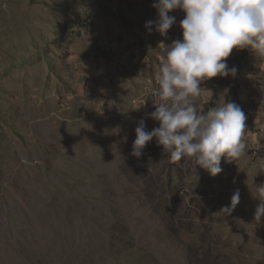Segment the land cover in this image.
Listing matches in <instances>:
<instances>
[{"label": "rangeland", "instance_id": "obj_1", "mask_svg": "<svg viewBox=\"0 0 264 264\" xmlns=\"http://www.w3.org/2000/svg\"><path fill=\"white\" fill-rule=\"evenodd\" d=\"M154 3L0 0V264H264V57L233 49L236 75L193 100L206 114L207 82L228 79L215 107L246 115L244 155L222 157L221 173L172 162L155 138L134 157L139 121L159 126L167 45L182 40L179 9L166 36L145 26Z\"/></svg>", "mask_w": 264, "mask_h": 264}, {"label": "clouds", "instance_id": "obj_2", "mask_svg": "<svg viewBox=\"0 0 264 264\" xmlns=\"http://www.w3.org/2000/svg\"><path fill=\"white\" fill-rule=\"evenodd\" d=\"M153 7L158 18L145 26L150 30L154 26L161 36L176 23L169 13L177 9L185 13L179 25L182 40L167 45L156 76L160 103L154 104L149 116L159 126L147 131L144 120L139 121L131 155L139 158L155 138L172 162L195 157L196 167L214 177L222 172V157L231 163L244 155L246 115L235 102L200 114L193 100L200 96L204 81L236 75L237 69L227 64L233 49H251L264 57V0H156ZM256 193L259 203L253 219L261 222L264 184L257 186ZM239 202L236 190L230 205L220 211L230 215Z\"/></svg>", "mask_w": 264, "mask_h": 264}, {"label": "trees", "instance_id": "obj_3", "mask_svg": "<svg viewBox=\"0 0 264 264\" xmlns=\"http://www.w3.org/2000/svg\"><path fill=\"white\" fill-rule=\"evenodd\" d=\"M125 12H120L119 16L120 19L123 21L124 25L129 26L130 21L128 20V18L125 17ZM93 35L94 32L92 31ZM94 39H95V35H94ZM230 81L228 79H221V80H212L207 82L208 85V89L213 91V99L212 102L207 106L208 110L215 107V102L219 99V97L226 91L228 85H229Z\"/></svg>", "mask_w": 264, "mask_h": 264}, {"label": "bare ground", "instance_id": "obj_4", "mask_svg": "<svg viewBox=\"0 0 264 264\" xmlns=\"http://www.w3.org/2000/svg\"><path fill=\"white\" fill-rule=\"evenodd\" d=\"M95 252V251H94ZM95 253H97V252H95ZM82 254H84V253H82ZM91 254H92V252H91ZM91 256V255H90Z\"/></svg>", "mask_w": 264, "mask_h": 264}]
</instances>
